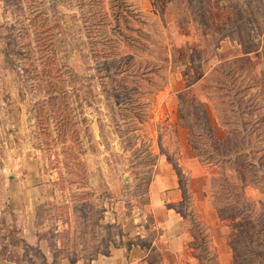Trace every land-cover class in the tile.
Instances as JSON below:
<instances>
[{
    "label": "rangeland",
    "instance_id": "1",
    "mask_svg": "<svg viewBox=\"0 0 264 264\" xmlns=\"http://www.w3.org/2000/svg\"><path fill=\"white\" fill-rule=\"evenodd\" d=\"M124 1L136 16L127 13L114 29L145 48L118 43L110 54L101 51L111 34L109 0H0V264L91 259L136 226L148 227L156 163L142 143L154 141L176 159L175 125L199 131L193 111L201 106L213 148L188 130L187 139L205 149L195 155L208 204L235 264H264V0ZM47 44L55 51L46 56ZM119 59L160 66L141 80L149 92L137 139L124 131L131 114L117 104L125 97L105 75ZM43 64L56 73L53 97L38 74ZM169 111L175 125L159 121ZM189 205L183 210L196 220L185 221L200 230L191 246L200 254L203 237L214 264L210 226L195 213L191 192Z\"/></svg>",
    "mask_w": 264,
    "mask_h": 264
},
{
    "label": "crops",
    "instance_id": "2",
    "mask_svg": "<svg viewBox=\"0 0 264 264\" xmlns=\"http://www.w3.org/2000/svg\"><path fill=\"white\" fill-rule=\"evenodd\" d=\"M159 117L161 123L167 126L177 123L172 113ZM179 154V164L190 175L188 184L191 192L192 207L207 227L210 226L209 246L214 264H235L229 240L223 235L221 221L215 211L208 204V185L206 172L197 161L195 152L187 139V129L176 124ZM157 154L155 174L148 186L152 222L147 226L139 225L135 230L125 235L134 241L128 245L126 239L115 246H111L107 253L98 254L91 259H75L72 264H203L197 256L196 248L191 246L194 237L191 234L185 217L176 209L169 208L166 202H177L182 199V192L178 184L177 175L166 155L159 146H150ZM175 193L174 196H169ZM168 197H163L166 195ZM169 194V195H168ZM156 234L151 235V230ZM127 236V237H126ZM138 238V239H137ZM35 264H42L37 262ZM47 264H71L65 256Z\"/></svg>",
    "mask_w": 264,
    "mask_h": 264
},
{
    "label": "trees",
    "instance_id": "3",
    "mask_svg": "<svg viewBox=\"0 0 264 264\" xmlns=\"http://www.w3.org/2000/svg\"><path fill=\"white\" fill-rule=\"evenodd\" d=\"M124 0H109V6H108V11L110 13L111 21L109 22L110 24V32L111 34H107L108 30L105 31V34L102 37V42L104 44V48L101 51H105L107 48L106 52H113L114 54H117V49H118V43H121V45L124 48H127L128 50L130 49L131 51L137 52L138 50L145 48L144 43L141 45L138 43H134V38L132 35H127L122 31H119V29L115 30L114 28L118 27V24L120 22V19L122 18L124 22L126 21V14L129 13L131 15L129 16H136L128 4L124 3ZM101 11V10H100ZM113 22V23H112ZM114 24V25H113ZM113 26V27H112ZM114 29V30H112ZM117 33H114V32ZM143 34V33H142ZM146 36V35H145ZM222 36H227V34L222 33L220 35L219 39H222ZM51 44H47L46 46L49 49H46V56L52 51H55L54 48L49 47ZM140 46L141 48H139ZM146 47H148L146 45ZM100 51V52H101ZM125 59H119L117 64L114 66L113 71L106 73L105 75H109L111 77V80L114 82H117V86L114 87V92L118 93L119 95H124L125 98L122 100L118 101V106L121 110H126L129 111L131 115L127 117L126 121V128L124 131L126 132H131L134 134V138H138V131L141 130V125L144 123L146 120L145 118V112L142 110V107L144 106L143 104H146V102H143L142 95L149 92V89L147 92L142 90L141 87V80H146L150 81V75L155 74L157 70H159L160 66L156 64H152L150 61H144V62H139L137 65L129 66V65H124ZM44 66L42 69H40V79H41V74L44 78V81H46V88L49 91L48 94H50L52 97L54 96L51 91L54 90V82L52 81V78L55 77L56 73L55 71H50L47 70L46 68H49L47 65H42ZM45 68V69H44ZM46 70V71H45ZM50 72V74H49ZM69 72V70H68ZM70 76L73 78L75 77L74 73L72 70H70ZM36 74V75H38ZM35 75V77H36ZM113 76L115 78H113ZM136 94V96H135ZM138 94V95H137ZM108 93H105V98H107V105L110 108L114 107V103L109 99ZM134 95V96H132ZM132 96V97H130ZM130 97V98H127ZM194 115L200 119L201 126L199 131H193L192 127L187 123V125H183L187 128L189 132V136H195L199 140L200 139H205L206 142L210 145V148H213V144L211 142V133L209 131V127L207 125V116H206V111L203 106H201L198 111H193ZM243 112L240 111L238 112V118L241 120ZM121 116H127L124 115L123 113H120ZM125 120V119H124ZM146 143H142L144 146V151L146 152L147 155L150 156L151 164H155L157 160V155L153 154L149 148V143L145 141ZM189 143L191 144L192 149L195 151L196 155L198 156L204 149L202 147V142L200 143L193 141L192 139H189ZM206 148V147H205ZM166 155V160L168 163H170L178 177V184L182 192V202L177 201V202H166L165 205L169 208L176 209L178 212L181 213V215L186 216L189 215L186 210H183V207L188 206L190 203V191L188 188V181H189V175L187 173H184L182 170L180 164L178 163V156L176 159H174L172 156L168 155L166 151H162ZM238 155V154H237ZM236 155V156H237ZM220 161H228L231 160V156H222L219 155ZM213 178V177H212ZM225 179V178H224ZM152 180V177H149L148 183ZM190 206V205H189ZM190 219L192 222L196 220L195 214L190 213L189 215ZM193 229L191 230V234L194 235H200V230L196 228V225L192 227ZM201 243H200V254L197 253V256L201 258V261L205 264H207L206 261V254H207V248L205 245H202V240L203 237H200ZM204 242V241H203ZM130 245V244H129ZM196 247V246H195ZM194 248V247H193ZM73 260H71L72 264Z\"/></svg>",
    "mask_w": 264,
    "mask_h": 264
}]
</instances>
